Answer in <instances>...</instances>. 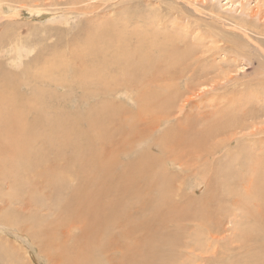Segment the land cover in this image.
Wrapping results in <instances>:
<instances>
[{"label":"rangeland","instance_id":"1","mask_svg":"<svg viewBox=\"0 0 264 264\" xmlns=\"http://www.w3.org/2000/svg\"><path fill=\"white\" fill-rule=\"evenodd\" d=\"M28 1L29 0H16L15 3V0H0V5L3 6V13L0 14V19L6 12L7 14L11 13L10 4L15 7L17 6L19 10V22L15 20L17 19V16H13V18L4 17V19L2 18L0 20L2 22H0V30L4 29L6 23L4 21L7 20V22H9V29L14 32L15 35H18L19 31L22 32L21 38L22 41L24 40L25 47L23 48V57L21 56V66H18V64H11L10 57L13 53H11L12 51L10 49L7 48V51H0V61H3L7 68L10 66L8 69H11L12 71L14 67V72L17 71L16 73H19L23 67L30 66L31 63L29 64L28 62L31 61L32 63H36L37 59L34 57L38 58V56L35 55L39 54V52L42 56H47L48 59H52L54 53L62 52L67 56L68 61H70L75 55L71 51L70 53L67 52L69 48L68 42L72 40H81V37L85 36L87 30L86 27H92L94 24L93 22H99L100 20H98V18L102 13L105 15L104 19H110L113 21L120 20V22H118L119 27L117 28L125 31L132 25L125 24L124 18L127 17L118 11L125 12L127 16L130 14L134 18H138L141 23L146 20L148 23L151 19L157 18L158 21L156 22L155 20L150 21L152 22L151 25L153 29L155 31L157 30L161 35L174 32V35L176 34V36L182 38L184 41L183 43L181 42L182 44L180 48L183 50L186 57L189 58V62L192 61L191 68L186 65L187 67L179 69L177 76H183L180 81L178 78V80L157 82L152 85L156 90H169L173 96V100L168 104H164L163 101L165 100V97L162 95L163 97H159L160 102L158 106L156 105L157 107L155 106L149 109H147V107L141 109L140 103L137 100V93H139L137 91V86L118 85V82H116L117 87L114 88V91L110 92L107 96L99 98L95 95V98H91L92 96H90L88 99L83 98L85 96L82 92L83 90L80 89L79 85L77 86L76 83H72V85L67 83L68 85L58 86L56 83L43 80L45 83L42 81H39V83L32 82L27 87L30 92V90L36 86H44L42 89H44L46 93L45 102L46 104H49L47 105L49 116H53L56 113L55 111L59 112L60 109V112H67L66 108L69 110L75 109L78 106L79 108L77 107V110L80 112L78 117H81L82 113L88 112L90 109H102L103 106L101 107V99H109L110 103H114L115 106L118 107V110H116L117 112H115V118L109 124V132L106 133L104 138L100 139H103L101 143H99L101 148L99 145H96L99 148L98 150L101 149L100 151L103 160L105 161L103 164H107V166L109 165L108 168L110 169V175L112 174L111 177L115 178L117 171L119 172L121 169H124L125 165L128 166L127 162H135V159L144 151H149L147 155H153V158L146 156V158L143 157L132 165L134 167L138 166L136 167V170L138 168L140 174L143 175L140 177L138 174V194H134L133 191L130 193V190L128 192L125 191L120 193V187H116L117 191L114 188V190H112L113 192L110 191L107 197H105V201L107 200L105 203L108 208L102 207L96 209L94 216L92 217L93 219L94 217L97 219L93 224L94 228L99 230V228L103 227L101 228L102 231L100 229L101 233L98 230L97 234L95 232L97 239L99 238L98 240H100L98 242L100 243H98L96 239L94 240L96 241V243L94 242V245L91 243L94 247L92 252L99 264H108L111 261L112 264H120V261H122L121 257L124 258L129 254V251L137 256L136 253H134L135 249L140 245L142 246V244H147V242L153 240L155 236L153 231H157L161 234L165 233L164 236H170L175 233L176 241L174 244H178L177 246H179V258L190 257L193 259L196 255L188 253V251H191L190 249L188 250V248H192L194 244H198V240L199 242H205L206 240V243L204 244H208L209 247L211 246L212 248H209L207 253L196 251L197 254H200L197 255L196 264H202V262L204 264H240V260L246 256L250 249L256 250L261 244V240H253L255 245L249 244L250 249H248V247L245 246L246 244H242L239 240H234L232 237H237L240 232L239 228L247 223L245 210H242L239 206L237 207V202L238 204L240 203L241 197L239 193H241V190L243 191V187L246 185L244 183L247 179L245 166L260 163L261 166L264 167V141H260V138L264 137V133L260 135V137L259 135H256L259 137L256 140L257 142L251 140L248 142L247 139L244 138L243 148L237 150L238 141H242L241 136L249 133L252 128L242 129L239 126L241 129L239 127H234L233 129V127H231L219 131V134H215L213 131L211 133V128L213 125L215 126L223 123L226 119H237L241 121L246 120L247 122L254 124V132H256V127L264 129V0H142V2L141 0H108L107 3L105 2L101 5L100 9L104 8V11L100 12L99 9V15L87 13L84 9H79L81 10V14L74 10L71 11L70 6L72 0H63V2L62 0H58L56 1V5H52V1L54 0H43L46 2L49 1V4L47 5H45L42 0V3L38 0L35 2H40L41 4L39 6H33V8L30 6L33 0H30L31 2ZM130 1L133 4H129L131 3ZM4 2L6 3L1 4ZM57 2L62 3L59 4ZM153 4L155 7H153ZM24 5L27 7H24ZM128 6L132 8H129ZM149 14L156 15L157 17ZM145 16L146 19H144ZM161 22L166 29L161 28ZM167 24L169 27L166 26ZM151 25L149 24L148 27L150 28L149 32L151 34L148 35L150 37L155 35L151 31L153 30ZM237 26L239 28H237ZM11 31L10 33H12ZM81 31H84V33ZM80 33H82L81 36ZM76 37L78 39H76ZM126 37L129 38L127 42L131 46H134L138 39L133 28L130 29L129 34L126 35ZM43 46H46V50H44ZM55 47L58 48L57 51L54 50ZM31 49L32 51L29 53V50ZM88 50L91 49L88 48ZM114 50H116L115 44L111 48L103 49V52L108 55L106 57L107 60L113 58V53L116 52ZM200 50L205 52L201 53ZM88 52L89 51H87V53ZM107 64L110 65V68H114L115 66V64H111L110 62ZM29 69L33 72V69H36V65H32ZM203 74L205 76H203ZM55 76L56 75H54V77ZM187 86L190 89H187ZM25 88L26 87H23V89ZM51 89L55 90L57 95H54ZM59 93L62 95H58ZM171 103L172 105L168 107ZM166 107L168 108L166 109ZM234 115L236 117H234ZM146 116L148 118H146ZM152 117H155L160 121H155L150 124L149 120ZM165 117H169V119H165ZM170 128L172 132L166 137L170 139L172 135L179 136L180 143L177 141V144H182V146L180 145L181 147H178L179 145H175V147H170L165 151H163L164 148L159 145L152 147L151 144L154 143L157 138H162L165 132H169ZM237 132H239V137L237 139L225 143L227 139L231 140V138H235ZM187 133L189 134V137L200 134L209 136L205 139L206 142L203 147H201V145L196 147L195 150L193 148V150L190 151V146L188 145L190 143L187 139ZM181 135L185 137L183 138ZM48 137L49 139L46 140V145L49 144L47 145L48 149L46 146L43 147V144H40L43 147L45 161H47V175L45 174V176H41L42 178L32 175L31 181L30 178L26 180V177L21 179L24 173L20 171V174L18 171L17 177H20V179H17L13 172L9 174V172L12 171L11 168L13 166L11 164L14 163V161H9L3 156V161L0 162H5L4 165L6 164L5 167L0 168V264H53L47 256V249L44 247L41 251V244H65L63 242L68 240H70L68 243L71 242L69 244H79V242L81 244L83 242L81 239L85 228L83 225H85V222L89 219H81L74 216L73 220H66V214L64 211L66 199H68V197L80 187L82 184L80 181H82L87 174L86 171L85 174L81 176L80 173H82L83 169L79 168L78 162L74 158L76 155L75 151L77 150L75 149V144L77 143L74 141L77 136L76 134L74 135L70 133L67 138L66 134L60 133V135H52L53 140L51 136ZM61 138H65L66 142L63 140V143ZM71 138H73V140ZM50 139L54 145L50 143ZM68 139L69 141H72H70L71 144L69 145ZM54 141H58L59 145ZM105 141L107 142L105 143ZM214 143H216V145H214ZM64 144L65 148L68 150H65V148L63 149ZM72 144L74 145L72 146ZM70 145L73 147L71 148L72 151L69 149ZM55 146H60V151L57 147L55 148ZM102 146L104 149H102ZM45 148L47 152L46 150L44 152ZM50 148L53 151L50 150ZM202 148L204 151H198V149L200 150ZM112 150L113 152H111ZM197 151L199 153L203 152L199 154ZM63 152L66 153L64 154ZM69 152L72 153L68 154ZM108 153L109 155H107ZM186 154L189 156L187 155L186 157ZM192 155L194 156L192 157ZM47 156H49V158ZM70 160H72V163H70ZM145 166L146 168H144ZM229 169H234L233 171L235 173L228 174L230 171ZM146 171L148 172L146 173ZM62 174L63 176L66 174L65 177H63ZM35 178L36 180L34 181L33 179ZM46 178H49L50 180H47ZM116 179L117 181L119 180L118 177H116L115 180ZM162 179L165 180L163 181L167 187L162 184ZM73 181L77 183L75 184ZM19 182H22L24 190L27 189V191H19ZM54 183L56 186H54L53 189L52 185ZM115 184H117V182H115ZM59 185H62V189L57 188ZM117 185H119V182ZM221 185L222 187H220ZM206 187H208V190ZM165 188L167 191L165 190V195L163 196L161 191H164ZM15 189L19 191L18 194H15ZM129 195L131 196L129 197ZM37 196H39V198ZM60 197L62 198L60 199ZM117 198H120L121 205L119 204L115 209L112 207V201L114 202ZM156 199L158 200L156 201ZM51 200L55 201L52 202ZM56 200L59 204L56 203ZM164 200L168 201L167 207L161 211L159 219H155L152 223L157 229L153 230L149 225L141 227L140 223L142 221L152 217L153 205L161 207ZM209 201L212 202V206ZM37 203H39V205ZM202 203H204V205L207 204V206L205 205L204 207ZM49 204H51V206ZM122 206L124 207L122 208ZM208 206L213 208H209ZM124 208H126V210H123ZM209 209L210 211H208ZM53 210L56 211L53 212ZM188 210L190 212H188ZM108 214L110 215L106 216V218L105 215ZM119 214L121 217L118 216ZM15 217L18 219L16 218L15 220ZM103 217L106 218V220L101 219ZM108 217H110L111 220L110 218L108 219ZM124 218H126V221ZM154 218L155 217L152 219ZM28 219L32 221L30 222ZM129 219L131 220L129 221ZM16 221H19V223ZM262 221L263 222L258 224V227L264 229V220ZM88 222H90V220ZM20 223L22 226H19ZM25 223H28L27 226H25ZM33 225L36 226V228H34ZM106 225H108V227ZM56 228L58 230H56L55 233L53 230ZM47 229L52 230L48 231ZM122 229L125 232L127 231L128 234L124 233ZM128 230H130V232ZM47 233L50 234V237L48 241H43L47 236ZM206 233H208V235ZM40 234L41 236H39ZM54 234L56 236L58 234V236L53 239L54 242H51L50 239L54 238ZM115 234L117 236L120 235V238L115 237ZM125 235L126 237H124ZM72 236L78 241L76 239L74 240ZM112 236L115 238L111 239ZM47 238L48 237L45 239ZM106 238H108V240ZM115 239L120 241H115ZM71 240L74 243H72ZM106 240L108 243H106ZM113 241H115V243ZM125 242L127 244H125ZM105 244L110 245V249L108 246L105 247ZM113 245L116 246L114 247ZM102 247L106 249L104 250ZM150 247L153 248L154 245L149 244V248ZM101 248L104 251H102ZM117 248L120 250H116ZM213 248L214 251L211 253ZM50 249L52 250V248ZM3 252L8 253L4 254ZM105 252H110V255ZM124 252L126 253L125 255ZM174 253L178 254L177 249ZM179 258L177 259V263ZM100 260L102 262H100Z\"/></svg>","mask_w":264,"mask_h":264},{"label":"bare ground","instance_id":"2","mask_svg":"<svg viewBox=\"0 0 264 264\" xmlns=\"http://www.w3.org/2000/svg\"><path fill=\"white\" fill-rule=\"evenodd\" d=\"M11 1H13V0H11ZM35 1H38V0H33L32 2L30 1L31 2L30 6H32V8H33V6H39L43 0L42 1L39 0V1H41V3L40 2L36 3ZM56 1H58V0L52 1L53 2L52 5H56ZM48 2L43 1V3L45 5L49 4ZM62 2H63V0H62ZM62 2H57V3L60 4ZM105 2L107 3L108 0H72V4H71L70 8H71V11L74 10L75 12H77V13L79 12L80 14H81L80 11L82 9H84L87 13H91V14L94 13V15H99L100 12L104 11V8L100 9V7ZM141 2H142V0H141ZM5 3L6 2L1 3V4H5ZM15 3H16V0H15ZM129 4H133V3L131 2ZM79 5H81V6H79ZM67 6H69V5H67ZM10 7H11V13L7 14V12H6L5 14L2 15V18L3 19H4V17L5 18H13V16H17V19H15V20H17V22H19L18 21L19 10H18L17 6L15 7L12 4H10ZM24 7H27V6L24 5ZM153 7H155L154 4H153ZM129 8H132V7H129ZM79 9H81V10H79ZM99 9H100V12H98ZM118 12L122 13L125 17H127V18H124L125 24H130L132 26L127 28L125 31H123V30L117 28V27H119L118 22H120V20L119 21L118 20L113 21L110 19H104V16H105L104 13L100 14V17L98 18V20H100V21L99 22H93L94 24L92 27H89V28L86 27L87 30H86L85 36L81 37L82 38L81 40H72V41H70L71 44H70V42H68L69 48H68L67 52L70 53V51H71L75 55L72 59L70 58L71 59L70 61H68L67 56L64 55L62 52L54 53L52 59H48L47 56H42V54L39 52V54L35 55V56H38V58L34 57L37 59V60L35 59L36 63H32L31 61L28 62L29 64L31 63V65L30 66L24 65L25 67H23L22 70L19 72L21 74L16 73L17 71L14 72V67H13V71L11 69H8L10 66L7 68L5 63H3V61H0V162L3 161V156L5 158H7L9 161H14V163L11 164L13 167L11 168L12 171H10L9 174H11L13 172V174L16 176V178L20 179V177H17V173H18V171H19V173H20V171H22L24 173V175L22 174L23 176L21 177V179L26 177V180L30 178V181H31L32 175H35L36 177L37 176H39V177L45 176V174L47 172V168H46L47 161H45V158H44L45 155L43 153V147H45V146L47 147V145H49V144L46 145V140L49 139L48 136L52 137V135H55V134L60 135V133L66 134L67 138H68L70 133H72L74 135L76 134L77 137H76L74 142L77 143L78 146H77V144H75V149H77V150L75 151L76 155L74 156V158L77 160L79 168L83 169L82 173H80L81 176H83L85 174V172L87 171V174L84 176L82 181H80V182H82V184L80 185V187L77 190H75L73 192V194L70 197H68V199H66V201H65L66 204L64 207V211L66 214V220H73L74 216L76 218H81V219H83V218L87 219L88 218L90 220V222H88L89 221L88 220L87 222H85V225H83V226H85L84 233L82 232L83 235L81 237L83 242L81 244H80V242H79V244H69L71 242L68 243V241H70V240H68L66 242H63L65 244H41V246H40L41 251L44 247L47 249V252H46L47 256L50 258V261L53 264H99L98 260L95 258L94 253L92 252V249H94V247H93L94 242L96 243V241L97 242L100 241V240H98L99 238L97 239V237L95 235V232H96V234L98 233L97 232L98 229L94 228V226H93L95 220L97 221V219L95 217L93 219L92 217L94 216L96 209L102 208V207L108 208L107 204L105 203V202H107V200L105 201V197H107V195L110 193V191L114 190V188L117 191L116 187H120L119 188L120 193L125 192V191L128 192L130 190L129 191L130 193H131V191H133L134 194L135 193L138 194V191H137V186H138L137 181L139 180L138 174L140 175V177L142 174H140L138 168L136 170V167H138V166L134 167L132 165L143 157L146 158V156H148V157L153 158V155L152 156H151V154L147 155L149 153V151H144L143 152L144 154L141 153L139 155V157L135 159V162H131V161L127 162L128 166L125 165L124 169H121L119 172L117 171L116 177H118L119 180L118 181H117V179L115 180L116 177L113 178V177H111L112 174L110 175V169L108 168L109 165L107 166V164H103L105 161L103 160L102 153L100 151L101 149L98 150L99 148L96 145L100 146L99 143H101V141L103 140V139L102 140H100V139L104 138L106 133L109 132L108 131L110 128L109 124L115 118V112H117L116 110H118V107L115 106L114 103H110L109 99L108 100L101 99L102 100L101 107L103 106L102 109H97V108L96 109H90L88 112L82 113L81 117H78L79 113H80L79 110H77L79 108L78 106H77L78 108L74 107L75 109L67 110V108H66L67 112H65V111L60 112L61 111V109H60L59 112L55 111L56 113L53 116H49L48 107H47V105H49V104H46V102H45L46 93H45V90L42 89L44 86H42V85L36 86L32 90H30V92H29L27 87L32 82L39 83V81L43 82V80L49 81L52 83H56V85H58V86L59 85H68V84L72 85V83H76L77 86L79 85V88L83 90L82 92L85 95L83 98L88 99L90 96H92L91 98H93V97L95 98V95H97L99 98L107 96L110 92L114 91V88L117 87L116 82H118V85L137 86L138 87L137 91L139 92V93H137L138 94L137 100L140 103L141 109H143V108L145 109L146 107H147V109H149V108L155 107L156 105L158 106V104L160 102L159 97L162 95H164V97H165V100L163 101L164 104L165 103L168 104L173 100V96L169 90H163V89L156 90V89H154V87H152V85H154V83L164 82V81L169 82V81H172L175 79L178 80V78L180 81L183 76H179V77L177 76L179 69H181V68L183 69V67H187V66L189 68L192 67L191 66L192 61L189 62V58L186 57L183 50L180 48L181 44L184 41L182 38H180L179 36H176V34L174 35V32H170L171 34L164 33L161 35V34H159V32L157 30L155 31L153 29V27L151 25L152 22H150V21L155 20V22H156V21H158L157 18L151 19L150 21H148V23L146 22L147 20L144 21L143 23H141V21L139 22L138 18L136 19L130 14L127 16V14L125 12H121V11H118ZM2 13H3V6L0 5V14H2ZM149 15H153V14H149ZM153 16L157 17L156 15H153ZM89 18H91V17H89ZM93 19H94V17H93ZM144 19H146V16ZM144 19H142V20H144ZM158 19H159V17H158ZM11 20H13V19H11ZM19 20H20V17H19ZM4 22H6L5 27L3 30H0V51H7L6 50L7 48L10 49L12 51L11 53H13L12 56L10 57L11 58L10 59L11 64H13V65L18 64V66H21V64H20L21 63V56L23 55V48L25 47V44L23 42L24 40L22 41V38H21L22 32L19 31L18 32L19 34L15 35V33L12 32L8 27L9 22H7V20ZM10 22H12V21H10ZM17 22H15V23H17ZM149 24L151 25V28L153 29L151 31L155 34L152 37L148 36L149 34H151L149 32L150 28H148ZM84 25H85V23H84ZM160 25H161V28L166 29V28H164L165 26L162 24V22ZM166 26H168V24ZM131 28H133V31L138 36V39H137L134 46H131L127 42V40L129 38L126 37V35L129 34ZM237 28H239V27L237 26ZM75 29H76V27H75ZM10 31L12 33H10ZM76 32H75V34H76ZM79 32H80V30H79ZM82 33H84V31ZM82 33H80V36ZM72 36H74V35H72ZM118 36H120V37H118ZM76 39H78V38L76 37ZM35 41H37V40H35ZM114 44L116 45V50H114L116 52L113 53V58L111 60H107L106 57L108 55L103 52V49L111 48ZM31 47H32V45H31ZM57 47H55L56 49L54 48V50L57 51L59 48V47L58 48ZM103 47H105V48H103ZM43 48H44V50H46L45 49L46 46L45 47L43 46ZM88 48H90L91 50H88ZM47 49H48V47H47ZM31 51H32V49L29 50V53ZM87 51H89V52L87 53ZM200 52L204 53L205 51L203 52V50H200ZM109 62L111 64H115V66L113 65L114 68L109 67L110 65L107 64ZM7 64H8V62H7ZM32 65H36V69H33L34 70L33 72H31V70L29 69ZM19 68H21V67H19ZM184 70H185V68H184ZM54 75H56V76L54 77ZM182 75H183V73H182ZM203 76H205V75L203 74ZM43 83H45V82H43ZM186 85H187V83H186ZM188 86H187V89H190V88H188ZM23 87H26V88L23 89ZM51 91L53 92L54 95L55 94L57 95L55 90L51 89ZM60 93L58 95H62ZM65 94H67V93H65ZM68 103H69V101H68ZM171 105H172V103L169 104L168 107ZM55 106H57V105H55ZM168 107H166V109ZM64 109H65V106H64ZM145 114H146V112H145ZM217 114H216V116H217ZM219 117H217V118H219ZM234 117H236V116L234 115ZM146 118H148V117L146 116ZM165 119H169V117H165ZM149 121H150V124H152L153 122L160 121V120H158L155 117H152ZM239 126L242 129H246V128H248V129L252 128V129L249 133L241 136L242 141H238L237 148H236L237 150L243 148L244 138L247 139L248 142L250 140L254 142L257 140V138L260 137V135H262L264 133V129L258 128V127H256V130H255L256 132H254L253 128L255 125L252 124L251 122H247L246 120L241 121V120H237V119H226L223 123L217 124L215 126L213 125V127L212 128L210 127V128L212 129L211 133L213 131L215 134H219V131H221V130H226V129H229L231 127H233V129H234V127H239ZM170 132H172L171 128H170L169 132L168 131L165 132V134L162 138H159V139L157 138L156 141L151 144V146L153 147V146L159 145L160 147L164 148L163 151H165L166 149H169L170 147L173 148V147H175V145H179L178 147H181L182 144H177V141H179L178 143H180L179 136H175V135L173 136L171 133L173 138L170 137V139H169L166 137ZM238 134H239V132H237L235 134V138H231V140L227 139L225 143H229L230 141L232 142L235 139H237L239 137ZM212 135H214V134H212ZM256 135H259V137H257ZM181 136H183V135H181ZM187 136H188L187 137L188 142L190 143L188 145L190 146V151H191V150H193V148L195 150L196 147H198V146L202 145L201 147H203L204 143L206 142L205 139L208 138L209 135L207 136L205 134H200V135H192V137H189V134L187 133ZM184 137L185 136H183V138ZM106 138H108V137H106ZM69 139H68V141H69ZM71 139L73 140V138H71ZM52 140H53V137H52ZM52 140H51V142L49 140L48 141L50 143H52ZM55 140H57V139H55ZM60 140H58V141H60ZM63 140L65 141V138H63L62 141ZM76 140H77V142H76ZM58 141L57 142L54 141V142H56L59 145ZM64 141H63V143H64ZM70 141H69L68 145L71 144ZM184 141H186V140H184ZM260 141H264V137L260 138ZM106 142L107 141H105V143ZM182 142H183V140H182ZM63 143H61V144H63ZM183 143L185 144V142H183ZM35 144H36V146H35ZM40 144L41 145L43 144L44 146L42 147ZM53 145H52V147H53ZM73 145L74 144H72V146ZM214 145H216V143H214ZM60 146H58V147L55 146V148L57 147L59 149ZM72 146L70 145L69 149L73 148ZM103 146H102V149H104ZM113 146H111V147H113ZM64 148H65V144L63 146V149ZM100 148H101V146H100ZM47 149H48V147H47ZM115 149H117V148H115ZM174 149H176V148H174ZM45 150H46V148L44 149V152H45ZM50 150H52V149L50 148ZM54 150H56V149H54ZM65 150H68V149L65 148ZM201 150L204 151L203 148L200 150L198 149V151H201ZM56 151H58V150H56ZM59 151H60V149H59ZM70 151H72V149ZM46 152H47V150H46ZM61 152H62V150H61ZM111 152H113V150ZM193 152H196V151H193ZM202 152H200V153H202ZM71 153L72 152H69L68 154H71ZM114 154H115V152H114ZM188 154H189V152H188ZM188 154H186V157ZM199 154H198V156H199ZM243 154H244V152H243ZM107 155H109V153ZM194 155H192V157ZM47 157L49 158V156H47ZM68 157H69V155H68ZM109 161H110V159H109ZM112 161H113V159H112ZM259 161H260V159H259ZM67 162H69V161H67ZM4 163L3 162L0 163V168L6 166V164L4 165ZM70 163H72V160H70ZM109 163H111V162H109ZM139 165H141V164H139ZM8 166H9V164H8ZM245 167H246L245 173L247 175V179L245 180L244 183L246 185H244L243 191L241 190V193H239L240 197H241V201L239 204L237 202V207L239 206L242 208V210H245V213H246L245 217H247V223L243 224V226L241 228H239L240 232L238 233L237 237L233 236L232 238L234 240H239V242H241L242 244H246L245 246H247L248 249H250L249 244L255 245L253 240H255V241L261 240L260 241L261 244L258 246V248L256 250L250 249L249 251H251V252H249V251L247 252L246 256L243 257L242 260H240V264H264V240H263L264 239V229L258 227L259 226L258 224L260 222H263L262 220H264V167L261 166L260 163H255L253 165H246ZM144 168H146V166ZM164 170H165V168H164ZM229 170H228L229 171L228 174L235 173L233 171L234 169L233 170L229 169ZM147 172L148 171H146V173ZM65 175L63 176V174H62L63 177H65ZM15 176H14V178H15ZM58 176H60V175H58ZM137 177H138V179H137ZM71 179H72V176H71ZM78 179H80V178H78ZM156 179L159 180L158 178H156ZM33 180L35 181L36 178ZM53 180H54V178H53ZM55 180H56V178H55ZM57 180H58V178H57ZM163 180L164 179H162V184L165 186V184H164L165 180L164 181ZM18 181H17V183H18ZM51 182H53V181H51ZM73 182L75 183V181H73ZM115 182H117V184L119 182V185L115 184ZM167 182H169V181H167ZM210 182H211V180H210ZM46 184H48V183H46ZM61 184H63V183H61ZM141 184H143V183H141ZM18 186H19L18 187L19 191L24 190V188L22 186V182H19ZM52 186L54 189V186H56L55 183ZM61 186L62 185H59V186H57V188L60 189ZM165 187H167V185ZM220 187H222V185ZM206 188L208 190V187H206ZM64 189H67V188H64ZM35 190H37V189H35ZM165 190L167 191L166 188L164 189V191H161L163 196L165 195ZM19 191L16 190L15 194H18ZM24 191H27V189H25ZM160 195H161V193H160ZM64 196H66V195H64ZM130 196L131 195H129V197ZM37 197L39 198V196H37ZM52 198H54V197H52ZM61 198L62 197H60V199ZM112 199H113V197H112ZM130 199H132V198H130ZM127 200H129V199H127ZM157 200L158 199H156V201ZM208 200H210V199H208ZM48 201H50V200H48ZM54 201H52V202H54ZM136 201H137V199H136ZM36 202H37V200H36ZM40 202H42V201H40ZM52 202H51V204H52ZM59 202H60V200H59ZM209 202L211 203V206H212V202L211 201H209ZM39 203H37V204L39 205ZM56 203H58L57 200H56ZM120 203H121L120 198L119 199L117 198L114 202L112 201V207L116 209V206H119ZM41 204H43V203H41ZM51 204H49V205L51 206ZM202 204L204 205V203H202ZM54 205H55V203H54ZM163 205L161 207H158L157 205L156 206L153 205L154 208H153L152 217L150 219H146V220L142 221L140 223V226L146 227L149 225L153 228V230H156L157 228L154 227L152 223L154 222L155 219H159L160 213L165 207H167L168 201L164 200ZM205 205L207 206V204H205ZM205 205H204V207H205ZM123 207L124 206H122V208ZM186 208H185V211H186ZM211 208H213V207H211ZM123 210H126V208H124ZM55 211L53 210V212H55ZM99 211H100V209H99ZM127 211H128V209H127ZM208 211H210V209ZM121 212H123V211H121ZM188 212H190V211L188 210ZM108 213H109V211H108ZM109 215L110 214L105 215V217L109 216ZM118 216L121 217L120 214ZM153 217H155V218L152 219ZM16 218L17 217H15V220H16ZM106 218L103 217L101 219L106 220ZM109 218L110 217H108V219ZM122 218H123V216H122ZM125 219L126 218H124V220ZM15 220H14V222H15ZM28 220H30V219H28ZM62 220H64V219H62ZM110 220H111V218H110ZM130 220L131 219H129V221ZM0 221H1V218H0ZM7 221H5V222H7ZM31 221L32 220H30V222ZM16 222L19 223V221H16ZM13 223H11V224H13ZM114 223H116V222H114ZM124 223H126V222H124ZM27 224L25 223V226H27ZM39 224H41V223H39ZM20 225H21V223L19 224V226ZM108 225H106V226L108 227ZM31 227H32V225H31ZM31 227H30V230H31ZM99 227H100V225H99ZM34 228H36V226H34ZM57 228L55 230H53V232L56 233V230H58ZM101 228H103V227H101ZM101 228H99V230H98L99 232H100ZM209 229H211V228H209ZM209 229H208V231H209ZM51 230H48V231H51ZM101 231H102V229H101ZM128 231L130 232V230H128ZM176 232H179V231H176ZM42 233H43V231H42ZM124 233H127V231L126 232L124 231ZM153 233H155L153 240L147 242V244H142V246L140 245L138 248L135 249L134 253H136L137 256H135L133 254V252L130 253V251H129L128 252L129 254H127L124 258L121 257L122 261H120V264H196L197 263V255H200V254H197L196 251L207 253L208 249L212 248L211 246L209 247L208 244H204V243H206V240H205V242H202L201 240H200L201 242H199V240H198L197 241L198 244H194L192 248L191 247L188 248V250L189 249L191 250V251H188V253H192V254L196 255V257H194L193 259H191L190 257H185V258L180 257L179 258V256H178L179 255V246H177L178 244H174L176 241L175 233L171 234L170 236H168V235L164 236L165 233L161 234L157 231H153ZM118 234H120V233H118ZM206 234L208 235V233H206ZM101 235H103V234H101ZM39 236H41V234ZM53 236H54V238L50 239L51 242L53 241V239H55L58 236V234H57V236L55 234ZM119 236L116 235L115 237H119ZM37 237H38V235H37ZM46 237H48V238L45 239ZM46 237L44 238L43 241H48L50 234L47 233ZM108 237H110V236H108ZM124 237H126V235ZM209 237H208V239H209ZM72 238L74 239L73 236H72ZM112 238H113V236L111 237V239ZM78 239H79V237H78ZM95 239H96V241H94ZM106 239L108 240V238H106ZM107 240H106V243H108ZM109 240H110V238H109ZM116 240L117 239H115V241ZM115 241H113V242L115 243ZM110 242H111V240H110ZM72 243H74V242L72 241ZM98 243H100V242H98ZM86 244H88V245H86ZM125 244H127V243L125 242ZM149 244H153L154 247L149 248ZM107 246L109 247L110 245H106L105 247H107ZM122 246H124V245H122ZM215 246H216V244H215ZM112 247H111V249H112ZM229 247H230V245H229ZM50 248H52V250ZM102 248H101V250H102ZM109 249H110V247H109ZM109 249H107V250H109ZM176 249H177L178 254L174 253V251ZM186 249H187V247H186ZM104 250H102V251H104ZM116 250H120V249L117 248ZM213 251H214V248L211 250V253ZM221 251H223V250H221ZM110 252H108L109 255H110ZM195 252H196V254H195ZM3 253L6 254L8 252H6V253L3 252ZM105 253H107V252H105ZM151 253H153V254H151ZM125 254L126 253L124 252V255ZM223 255H224V252H223ZM178 258H179V260L177 263ZM218 258H220V257H218ZM113 259H114V257H113ZM218 260H220V259H218ZM116 261H118V260H116ZM100 262H102V261L100 260ZM110 263H108V264H110ZM221 263H222V261H221ZM223 263H224V261H223ZM202 264H204V263L202 262Z\"/></svg>","mask_w":264,"mask_h":264}]
</instances>
